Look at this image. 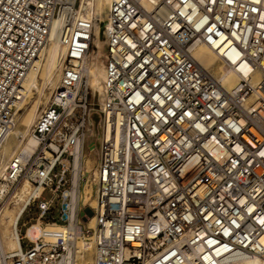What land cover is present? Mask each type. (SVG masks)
<instances>
[{
	"label": "built area",
	"instance_id": "1",
	"mask_svg": "<svg viewBox=\"0 0 264 264\" xmlns=\"http://www.w3.org/2000/svg\"><path fill=\"white\" fill-rule=\"evenodd\" d=\"M78 5L0 0V143L16 126L22 80L58 18L66 46L60 82L32 127L39 144L25 165L18 156L6 165L0 209L27 177L43 189L24 211L36 201L34 221L44 220L60 198L59 220L47 219L67 226L53 242L31 241L30 223L21 222L28 244L0 264H68L78 241L92 247V264H264V0H109L99 22L104 132L92 228L88 204L73 219L64 192L72 180L58 194L73 171L60 158L73 164L89 114L91 22L76 19ZM200 43L238 73L234 88L195 60L191 47Z\"/></svg>",
	"mask_w": 264,
	"mask_h": 264
},
{
	"label": "bare ground",
	"instance_id": "2",
	"mask_svg": "<svg viewBox=\"0 0 264 264\" xmlns=\"http://www.w3.org/2000/svg\"><path fill=\"white\" fill-rule=\"evenodd\" d=\"M70 1L73 2L74 0ZM108 3L109 0H79V5L75 8V16L77 20L91 22V47L89 49L84 66L85 76H87L86 82L91 90L90 93L92 100L90 101L89 99V114L84 128V136L82 142H80L78 146V149L74 152L75 158L73 164H71V162L67 160L66 157L60 158V163H62L64 167L72 166L73 168V187L71 190L64 191L65 194L69 195L70 197L68 205L71 209V212L73 213V219L76 217V212L79 211L81 206L86 205L85 202L87 200H89V209L96 206L95 193V197H91L93 185L91 178L93 176L94 170L91 172L92 174L90 176L91 178L89 183L90 186H88V188L85 190L84 197L82 198L83 202L81 204L78 189V177L80 175L78 173L81 172L82 168L81 160L84 150L83 141L86 142V153L88 155H94L96 153L98 158L100 152L99 146H101L102 135L104 132V121L101 109V93L102 82L105 76L104 55L106 49V36L104 29L99 22L104 19L105 16H108ZM69 9V7H66L64 9L63 15L68 12ZM61 22L62 21L59 18L53 21L50 33L40 50L39 56L22 80L21 90L24 97H27L32 91L39 90V75H41L43 80L49 81L52 87H54L52 93L60 82L63 68L65 66L64 61L66 53V46L60 42L58 34V27ZM102 38H105L104 43L102 42ZM92 44L95 46L94 50H92ZM103 47L104 53H102ZM191 53L199 65L204 70L212 74L213 77L223 87L229 90L235 87L240 76L236 71L231 70L223 62L219 61L215 53L208 46H206L204 43L193 45L191 47ZM102 55L103 60H101ZM238 70H240L243 75L248 74V66L244 64L238 65ZM248 77L252 82H255L260 76L258 72H256L253 76ZM98 96L100 97L99 103L93 102V99H97ZM250 99L251 97H249V100ZM49 100L46 102L45 106L36 115H34L30 126L26 125L23 129H20L16 125L0 143V191L3 193L9 190V186H6L1 182L6 165L14 156H18L22 165H25L39 144L38 139L32 133V127L37 116L46 107ZM88 182L89 179L86 178L84 185ZM19 183V187L12 196V204H4L0 209V261L2 263H11V260H5L6 256H14L15 253H19L22 250L20 234L18 230L19 218L21 217L25 206L28 204L29 199L40 195L43 189L41 185H32L27 177H23ZM83 211L86 212V209ZM86 216L89 218L88 227H94V216L90 213H86ZM78 221H80L79 217ZM66 230L67 226L64 224L50 226L48 230H44L41 222L38 219L30 223V225L25 228L24 236H26L31 241H36L38 238H43L44 240L53 242L56 239V235H64ZM91 248L92 247L89 246V243L82 244L81 241H78L76 243L75 251L70 253L68 264H77V260H79L80 264H83L85 261V256L88 255L91 258L92 264L93 254Z\"/></svg>",
	"mask_w": 264,
	"mask_h": 264
},
{
	"label": "rangeland",
	"instance_id": "3",
	"mask_svg": "<svg viewBox=\"0 0 264 264\" xmlns=\"http://www.w3.org/2000/svg\"><path fill=\"white\" fill-rule=\"evenodd\" d=\"M105 18H107V16H105L104 19ZM102 42L103 43L105 42V38L104 39L102 38ZM94 49H95V46H94V44H92V50H94ZM102 53H104V47L102 49ZM101 60H103V55L101 56ZM39 85L40 86H39L38 91H32L28 94L27 97H25L20 109L17 112L16 125L20 129H23L24 126H26V125L30 126L31 120L34 117V115H36L45 106L46 102L49 100V98L51 96V93H52L54 87H52V85L49 83V81L43 80L41 78V75H39ZM89 99H90V101L92 100L91 93H90ZM99 101H100L99 96L97 99H95V100L93 99V102H95V103H97V102L99 103ZM24 119H25V122H24ZM22 121H23V123H22ZM29 129H30V127H29ZM85 148H86V142L83 141V149L84 150H83V157L81 160V167L82 168H81V172H79L78 174L80 175L79 177L84 176V177L88 178L89 182L85 185H84L83 181H80L78 183L79 184L78 189H79V194H80L79 195L80 204L83 202L82 198L84 197L85 190L88 188V186H90L89 183H90V178H91L90 176L92 174L91 172H92V170H94L93 167H95L96 160H97L96 153L94 155H88L86 153ZM85 170H87V171H85ZM73 176H74L73 172H69V170L66 172V176L64 178L65 184L59 186L58 194H60V192L64 188L71 186V180L73 179L72 178ZM79 177H78V179H79ZM72 182H73V180H72ZM54 183H56V178L53 179L52 184H54ZM19 185H20V183L17 184L16 187H13L11 189L10 196L6 200L5 204H9V205L12 204V201H13L12 196L14 195V193L17 190V188L19 187ZM91 191H92L91 197L94 198L95 196H94V192H93L94 191L93 185H92ZM50 196H51V193L47 189L42 194V197H44L45 199H48ZM85 203L88 204L89 200H87ZM59 207H60V198L54 199V202L51 205V210L48 212V214L46 215L44 220L39 219L44 230H48L50 226L61 225V224H58L59 222H57V223H46L48 221H51V220L47 219L50 217H52L55 220H59ZM76 211H77V209H76ZM86 213L91 214V210L89 209V207H86ZM36 215H37V206H36V201H35L34 203H30V205L23 212V214L20 218V221L18 223V227H20L21 222H26V224L34 222ZM36 220H38V219H36ZM28 225H30V224H28ZM28 225H26V227ZM23 230H24V227L21 226V231H23ZM20 241H21L22 245L28 244V242L25 238L21 239ZM85 261L83 262V264H91V258L89 255L85 256ZM77 264H80L79 260H77Z\"/></svg>",
	"mask_w": 264,
	"mask_h": 264
}]
</instances>
